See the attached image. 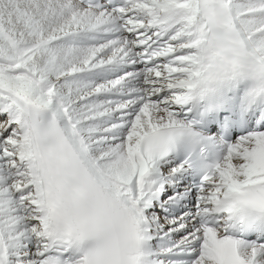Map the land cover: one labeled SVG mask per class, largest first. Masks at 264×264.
<instances>
[{"label": "snow or ice", "instance_id": "1", "mask_svg": "<svg viewBox=\"0 0 264 264\" xmlns=\"http://www.w3.org/2000/svg\"><path fill=\"white\" fill-rule=\"evenodd\" d=\"M0 264H264V0H0Z\"/></svg>", "mask_w": 264, "mask_h": 264}]
</instances>
